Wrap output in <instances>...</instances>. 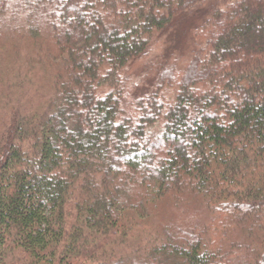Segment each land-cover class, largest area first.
<instances>
[{"label": "trees", "instance_id": "1", "mask_svg": "<svg viewBox=\"0 0 264 264\" xmlns=\"http://www.w3.org/2000/svg\"><path fill=\"white\" fill-rule=\"evenodd\" d=\"M0 93V264H264V0H0Z\"/></svg>", "mask_w": 264, "mask_h": 264}, {"label": "rangeland", "instance_id": "2", "mask_svg": "<svg viewBox=\"0 0 264 264\" xmlns=\"http://www.w3.org/2000/svg\"><path fill=\"white\" fill-rule=\"evenodd\" d=\"M194 20L199 22L200 19H194L193 18V21ZM189 27H190V23L187 21H184L182 24H180L178 26L177 34L175 32L176 38L178 39L177 40L178 43L176 44V46H180L182 49L183 48L186 49L187 45H188V29H189ZM164 42L165 41H163V43ZM161 44L162 43H160V45L158 44V46L155 47V49L148 55L147 58L141 60L140 62L136 63L135 65H133L131 67V69L129 70V75L133 74V77L131 76V80H130L131 82L133 80V82H132L133 85L140 86L139 84H143V83L147 84V81L151 80V79H149L150 78L149 75L146 76L143 68H145L146 65H149L150 63L155 62L158 55L161 53V49L164 47V45H161ZM167 45L168 44H165V48ZM185 60H187V59H183L182 61H185ZM40 76H42V73L40 74ZM12 87H14L12 89H16V92H15L14 96L12 97V101L17 102L18 105H23L27 102L26 96L30 91L29 88H31V90H33L36 95H40L41 97H45L47 95V86L45 85L43 80L39 77H35L33 83L29 84L27 87H24L23 84H21V83H17V85L12 83ZM3 91H2V94L6 95L5 92H3ZM10 92H11V90H10ZM169 94H170V91H169ZM39 101H40V99L37 100V102H39ZM11 105H12V103H11ZM6 112L7 111H5V113ZM1 113H0V116H1ZM2 117H4L3 113H2ZM3 121L4 120L0 117V129L2 128V126L4 124ZM173 218L179 224L182 222L183 223L187 222V218H185V214L183 217H181V220L178 218V216L176 214L173 215Z\"/></svg>", "mask_w": 264, "mask_h": 264}]
</instances>
